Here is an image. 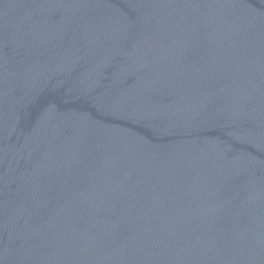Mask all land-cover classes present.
Listing matches in <instances>:
<instances>
[{
  "label": "water",
  "instance_id": "obj_1",
  "mask_svg": "<svg viewBox=\"0 0 264 264\" xmlns=\"http://www.w3.org/2000/svg\"><path fill=\"white\" fill-rule=\"evenodd\" d=\"M0 264H264V0H0Z\"/></svg>",
  "mask_w": 264,
  "mask_h": 264
}]
</instances>
